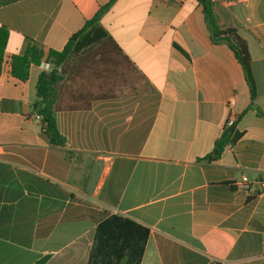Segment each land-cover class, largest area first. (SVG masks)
I'll return each mask as SVG.
<instances>
[{"label": "crops", "instance_id": "1", "mask_svg": "<svg viewBox=\"0 0 264 264\" xmlns=\"http://www.w3.org/2000/svg\"><path fill=\"white\" fill-rule=\"evenodd\" d=\"M108 2L0 0V27L9 31L0 74V264L43 256L45 264H87L95 227L111 214L148 228L140 264H264V195L236 184L264 177V117L243 113V70L226 43L212 42L200 1L113 0L98 25L124 69L91 97L64 93L62 77L54 116L65 147L42 134L32 104L39 73L53 66L31 65L21 82L10 57L27 42L62 50ZM212 9L221 28L245 41L254 103L264 112V0H215ZM229 113L240 138L217 160L197 161Z\"/></svg>", "mask_w": 264, "mask_h": 264}, {"label": "trees", "instance_id": "2", "mask_svg": "<svg viewBox=\"0 0 264 264\" xmlns=\"http://www.w3.org/2000/svg\"><path fill=\"white\" fill-rule=\"evenodd\" d=\"M113 0L101 6L99 10L86 20L83 27L74 33L62 50L42 47L27 42L20 54L10 57V74L18 81L24 82L29 77L31 65L51 64L53 69H59L51 75V71L39 73L36 81V101L32 104L34 112L40 116L41 132L48 143L53 147L64 148L66 138L60 133L54 116L57 100L56 84L62 79V66L71 56L84 54L87 50L98 45H115L111 36L98 25L101 13ZM203 5V13L213 43L224 42L232 50L235 58L241 65L247 86L250 90L249 109L255 110L259 116L264 112L255 103L254 85L250 72V56L241 36L232 28H221L212 9V1L198 0ZM9 31L0 27V74L5 62V46ZM242 132L234 126L224 128L221 135L213 143L211 151L197 161L212 162L217 160L224 148L240 138ZM149 235L147 227L136 221L118 214H111L99 222L94 231L92 245L89 251L87 264H140L145 244ZM48 256H43L33 264H45Z\"/></svg>", "mask_w": 264, "mask_h": 264}, {"label": "rangeland", "instance_id": "3", "mask_svg": "<svg viewBox=\"0 0 264 264\" xmlns=\"http://www.w3.org/2000/svg\"><path fill=\"white\" fill-rule=\"evenodd\" d=\"M124 66L114 47L100 45L84 54L71 56L62 66L63 81L60 85L64 93H86L91 97L106 91L112 82V72L117 68L124 69Z\"/></svg>", "mask_w": 264, "mask_h": 264}, {"label": "built area", "instance_id": "4", "mask_svg": "<svg viewBox=\"0 0 264 264\" xmlns=\"http://www.w3.org/2000/svg\"><path fill=\"white\" fill-rule=\"evenodd\" d=\"M178 1H183V0H178ZM210 1H215V0H210ZM231 104V103H230ZM38 117H40L38 115ZM235 124V117L232 113H229L226 121H225V127L228 128L231 126H234ZM236 184H242L246 185L248 187L253 188L259 195H264V177L262 178H255L250 180L247 176H242L240 181L236 182Z\"/></svg>", "mask_w": 264, "mask_h": 264}, {"label": "water", "instance_id": "5", "mask_svg": "<svg viewBox=\"0 0 264 264\" xmlns=\"http://www.w3.org/2000/svg\"><path fill=\"white\" fill-rule=\"evenodd\" d=\"M55 72H57V69H53L51 75H53Z\"/></svg>", "mask_w": 264, "mask_h": 264}]
</instances>
